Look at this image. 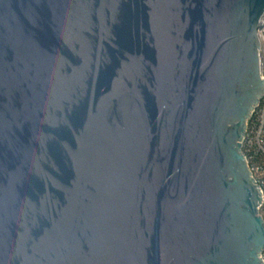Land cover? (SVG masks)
Listing matches in <instances>:
<instances>
[{
    "label": "water",
    "instance_id": "1",
    "mask_svg": "<svg viewBox=\"0 0 264 264\" xmlns=\"http://www.w3.org/2000/svg\"><path fill=\"white\" fill-rule=\"evenodd\" d=\"M263 28L264 0H0V264H264Z\"/></svg>",
    "mask_w": 264,
    "mask_h": 264
},
{
    "label": "built area",
    "instance_id": "2",
    "mask_svg": "<svg viewBox=\"0 0 264 264\" xmlns=\"http://www.w3.org/2000/svg\"><path fill=\"white\" fill-rule=\"evenodd\" d=\"M262 46L264 45V28L259 32ZM262 57V56H261ZM264 78V76H262ZM247 131L243 139V153L248 160L251 172L263 193L260 214L264 218V169L261 167L256 154L264 156V99L255 108L247 124ZM256 155V156H255ZM264 260V253H263Z\"/></svg>",
    "mask_w": 264,
    "mask_h": 264
},
{
    "label": "rangeland",
    "instance_id": "3",
    "mask_svg": "<svg viewBox=\"0 0 264 264\" xmlns=\"http://www.w3.org/2000/svg\"><path fill=\"white\" fill-rule=\"evenodd\" d=\"M261 66H262V76H264V45L261 46Z\"/></svg>",
    "mask_w": 264,
    "mask_h": 264
},
{
    "label": "trees",
    "instance_id": "4",
    "mask_svg": "<svg viewBox=\"0 0 264 264\" xmlns=\"http://www.w3.org/2000/svg\"><path fill=\"white\" fill-rule=\"evenodd\" d=\"M256 155L255 156L257 157L261 167L264 169V156L262 154H256Z\"/></svg>",
    "mask_w": 264,
    "mask_h": 264
}]
</instances>
